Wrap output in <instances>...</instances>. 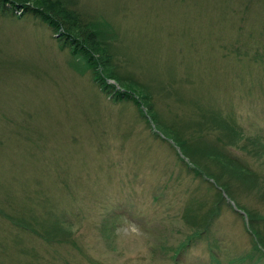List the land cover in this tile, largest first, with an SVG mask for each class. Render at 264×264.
I'll return each instance as SVG.
<instances>
[{"label": "rangeland", "instance_id": "1", "mask_svg": "<svg viewBox=\"0 0 264 264\" xmlns=\"http://www.w3.org/2000/svg\"><path fill=\"white\" fill-rule=\"evenodd\" d=\"M66 1L108 24L111 63L156 114L109 98L59 33L0 3V264H264L244 212L262 231L264 0ZM159 121L251 175L197 150L228 197Z\"/></svg>", "mask_w": 264, "mask_h": 264}, {"label": "trees", "instance_id": "2", "mask_svg": "<svg viewBox=\"0 0 264 264\" xmlns=\"http://www.w3.org/2000/svg\"><path fill=\"white\" fill-rule=\"evenodd\" d=\"M65 1L66 0H0V3L15 12H19L20 14L25 12L34 14L42 21L46 22L51 27L53 33H59L58 39L61 40L64 45L68 46L71 54L73 56H82L85 59L86 65L91 71L94 81L99 86V88L106 95H108L109 98L119 102L131 101L139 109L143 117L144 114L141 107L147 108V112L149 110L150 113L153 112L154 114H156L150 109L151 101L145 87L139 85L130 78L124 77L123 75H121V73L118 74L115 66L111 63L110 53L108 51V47L106 46L107 42L103 37H101L102 33L104 37L106 36L105 26L108 24L98 20H92L90 22L84 21L73 8L68 6V4L66 3L67 1ZM99 37H101L102 39H100ZM108 80H113L115 83H111ZM118 81H123L126 86L122 87ZM116 84H119V87H117ZM155 118L158 117L156 116ZM146 122L148 123L147 120ZM160 124L171 131V133L174 135V138L177 139L180 144L179 147H181V152L188 158L190 157V161H192L191 163L194 167V169L192 168V170L195 175L209 176L213 179L214 183L217 186L223 187L221 182H217L220 177L209 171V169L204 166V163H202V160H205L206 157L200 154L201 167L198 164L200 160L196 151L198 150L202 152L205 147L208 148V151L212 153L211 156H214L215 153H217L222 157L220 158V160L212 159L217 162L219 166L220 161L225 162L230 166L232 165V163H234L238 165L233 166L238 171L241 177L249 178V174L251 175L248 170H246L244 167L239 165L237 161H235L236 159H234V161H231L228 156H226L221 150L203 145L200 137L195 136L194 138L196 143L193 147H190L187 144L186 138L180 139L179 137H177V135H175V131H173V129H171L169 125H164L162 123ZM228 128L237 131L232 126H228ZM235 131L232 132L234 135L233 141L225 143L226 145L233 146L240 139L239 134H237ZM256 142L262 149V151H264V141L257 140ZM255 149L259 152L257 148ZM256 150L253 151L254 154H258L255 153ZM192 151H195L194 154L192 153ZM209 155L210 154H208V156ZM185 166L189 168L186 164ZM220 168L224 170L222 166H220ZM223 190L228 197H231L230 194L226 192L228 191V187L226 184L224 185ZM244 212L247 216V227L252 230L251 232L253 233L255 239L260 240L264 244V220L262 221L261 231L259 227V224L261 223H259V221H256L258 217L253 216L246 211ZM64 220L65 217L63 218V221ZM14 226H19L23 231L30 232L31 234L39 235L44 241H46V243L51 242L50 237L40 235L34 228L30 227L28 224L17 222L14 223ZM51 226L57 231H65L64 229H68L67 227H64V224L61 223L58 219H54L51 223ZM53 241L63 242L66 241V239L55 238V240Z\"/></svg>", "mask_w": 264, "mask_h": 264}]
</instances>
